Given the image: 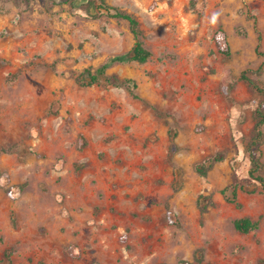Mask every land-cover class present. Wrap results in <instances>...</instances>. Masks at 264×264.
I'll return each instance as SVG.
<instances>
[{
  "label": "rangeland",
  "instance_id": "374dc122",
  "mask_svg": "<svg viewBox=\"0 0 264 264\" xmlns=\"http://www.w3.org/2000/svg\"><path fill=\"white\" fill-rule=\"evenodd\" d=\"M106 2L137 17L153 53L106 70L136 97L88 83L133 44L99 0H0V264H182L198 248L191 264H264L245 151L264 94L239 78L261 66L264 87V0ZM242 217L257 228L236 230Z\"/></svg>",
  "mask_w": 264,
  "mask_h": 264
},
{
  "label": "trees",
  "instance_id": "16d2710c",
  "mask_svg": "<svg viewBox=\"0 0 264 264\" xmlns=\"http://www.w3.org/2000/svg\"><path fill=\"white\" fill-rule=\"evenodd\" d=\"M54 1V0H52ZM100 8L112 18L123 19L128 22V28L130 33L133 36V44L128 51L122 54H117L111 56L107 59L105 63L97 67L93 72L86 70L88 76V83H97L101 78H104L108 84H111L115 87H123L125 88L129 94L133 97L136 95L133 92V89L136 87V84L132 79L129 78H118L115 75H106L107 68L113 63L127 62V61H136L138 63H145L150 60L152 57V51L146 46L144 42V32L140 26V22L136 16L126 12L117 6L110 5L106 2V0H99ZM213 38L215 45L217 47L218 52H220L224 56H228L230 54V44L227 39L225 30L219 26L215 29L213 33ZM257 53L264 56V52ZM261 70V66H258L256 69L247 68L244 69L239 78L241 80L247 81L257 92L264 94V87L259 86L251 77L250 74H256ZM229 72L225 73L224 84L225 89L227 90L230 87V83L228 80ZM264 137V109L259 104L254 109V124H253V134L250 137V140L246 144L245 151L249 158V169L248 175L251 179H253L260 186L262 192L264 193V177L261 175V171L263 168V163L260 159L259 155V146L263 143ZM224 152L218 151L214 153L212 156L208 157L207 160L203 163H200L195 167L196 171L201 175H206L208 170L217 162L224 159ZM207 162V163H206ZM233 195H235V188L233 189ZM170 215H173L170 212ZM257 221H253L248 217L237 218L233 221V226L236 230L240 232H248L252 229L257 228ZM9 251L6 252V256H8ZM203 259V249L198 248L195 254L192 257V261L182 260V264H191V262H201ZM165 264V263H160Z\"/></svg>",
  "mask_w": 264,
  "mask_h": 264
}]
</instances>
